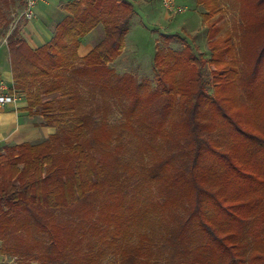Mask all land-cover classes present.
<instances>
[{"label": "trees", "instance_id": "1", "mask_svg": "<svg viewBox=\"0 0 264 264\" xmlns=\"http://www.w3.org/2000/svg\"><path fill=\"white\" fill-rule=\"evenodd\" d=\"M14 1L0 0V30ZM235 1L238 41L219 35V0H197L210 58L188 46L156 53L155 88L111 68L136 12L130 0L68 2L37 49L12 30L15 87L28 114L55 131L0 149L1 255L16 264H264V0ZM99 27L103 39L81 57ZM110 255L117 261L106 263Z\"/></svg>", "mask_w": 264, "mask_h": 264}, {"label": "rangeland", "instance_id": "2", "mask_svg": "<svg viewBox=\"0 0 264 264\" xmlns=\"http://www.w3.org/2000/svg\"><path fill=\"white\" fill-rule=\"evenodd\" d=\"M14 2L16 3L11 8L5 10L6 14L10 13L13 21L8 31L0 30L1 38H5L15 27L30 28L36 19L31 22L26 20L22 15L25 7L24 3L22 4L20 0ZM219 2L224 13L220 18L219 35L223 37L227 33H232L238 41L237 38L241 36L242 23L239 4L235 0H219ZM134 4L136 15L133 16L130 22L125 51L120 59L111 65V68L115 69L117 73L121 75L129 74L140 82L147 81L151 87L155 88L154 57L156 53H164L169 48L183 50L188 46L196 55L202 56L206 60L210 58L209 27L202 18L205 9L197 4V0H178V11L175 13L164 9L160 0H134ZM102 30L99 27L93 31V34L91 33L95 37L93 42L95 45L103 39ZM91 34H88L87 39L91 38ZM203 74L205 87L209 92H212L213 75L210 65L207 64ZM18 92L26 100L25 93L20 90ZM25 116L28 125H34L38 131L30 143L34 145L43 143L54 133V128L43 126L44 120L41 116H30L28 113ZM119 118L120 113L118 111L111 115L112 122L118 121ZM13 145L3 144L0 145V149L5 153L4 148ZM3 259L0 264H16V259L9 256H5ZM140 260V264H149L148 258L139 259V262ZM116 261L117 258L113 255L108 256L106 259V263ZM187 264H190V262Z\"/></svg>", "mask_w": 264, "mask_h": 264}, {"label": "crops", "instance_id": "3", "mask_svg": "<svg viewBox=\"0 0 264 264\" xmlns=\"http://www.w3.org/2000/svg\"><path fill=\"white\" fill-rule=\"evenodd\" d=\"M73 0H40L36 9V19L31 27H20L21 36L33 47L37 48L50 41L56 31L59 22L67 15L64 6ZM134 4V0H130ZM178 2V0H177ZM135 5V4H134ZM136 10V9H135ZM136 15V12L135 14ZM93 34V31L91 32ZM90 33V34H91ZM1 38L0 34V79L14 83L11 52L7 37ZM89 34V35H90ZM82 39L79 55L87 56L94 48V36ZM27 101L22 98L18 106L11 105L0 111V145L20 144L32 142V138L38 133L34 125H28L26 119ZM4 256L0 254V262Z\"/></svg>", "mask_w": 264, "mask_h": 264}, {"label": "built area", "instance_id": "4", "mask_svg": "<svg viewBox=\"0 0 264 264\" xmlns=\"http://www.w3.org/2000/svg\"><path fill=\"white\" fill-rule=\"evenodd\" d=\"M40 0H26L22 15L28 21H33L36 18V9ZM164 9L171 12H177L178 6L176 0H160ZM22 100L21 95L13 82L9 83L0 79V111L14 105L18 106Z\"/></svg>", "mask_w": 264, "mask_h": 264}]
</instances>
